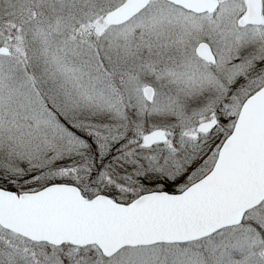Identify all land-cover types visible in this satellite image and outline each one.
Wrapping results in <instances>:
<instances>
[{"label": "snow or ice", "instance_id": "obj_1", "mask_svg": "<svg viewBox=\"0 0 264 264\" xmlns=\"http://www.w3.org/2000/svg\"><path fill=\"white\" fill-rule=\"evenodd\" d=\"M0 264H264V0H0Z\"/></svg>", "mask_w": 264, "mask_h": 264}]
</instances>
